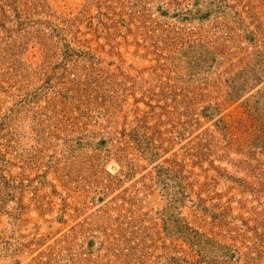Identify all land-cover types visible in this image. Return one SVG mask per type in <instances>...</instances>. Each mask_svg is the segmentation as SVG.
I'll list each match as a JSON object with an SVG mask.
<instances>
[{"label": "rangeland", "instance_id": "1", "mask_svg": "<svg viewBox=\"0 0 264 264\" xmlns=\"http://www.w3.org/2000/svg\"><path fill=\"white\" fill-rule=\"evenodd\" d=\"M0 264H264V0H0Z\"/></svg>", "mask_w": 264, "mask_h": 264}]
</instances>
